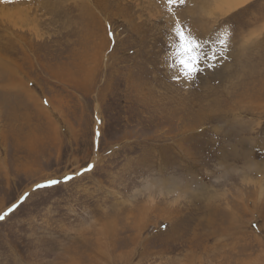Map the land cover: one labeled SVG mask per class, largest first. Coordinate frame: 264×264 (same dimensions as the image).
Segmentation results:
<instances>
[{
	"label": "rangeland",
	"instance_id": "rangeland-1",
	"mask_svg": "<svg viewBox=\"0 0 264 264\" xmlns=\"http://www.w3.org/2000/svg\"><path fill=\"white\" fill-rule=\"evenodd\" d=\"M219 2L180 85L162 0H0V264H264V0Z\"/></svg>",
	"mask_w": 264,
	"mask_h": 264
},
{
	"label": "snow or ice",
	"instance_id": "snow-or-ice-1",
	"mask_svg": "<svg viewBox=\"0 0 264 264\" xmlns=\"http://www.w3.org/2000/svg\"><path fill=\"white\" fill-rule=\"evenodd\" d=\"M247 2L248 0H244L245 4ZM186 3L187 0H162V7H165L168 16L171 18L169 26L165 30V42L169 49L168 60L171 61L168 67L175 69L173 74L168 78L180 85L191 84L198 76L205 72H211L222 67L220 61H228L232 50V35L234 34V30L228 21H224L217 29H214V34H216L214 42L219 44V52L214 54V62H210L207 67L202 66L201 57L198 52L201 38L196 35L188 22L179 18L176 14V9L185 6ZM239 7L243 8V5H239ZM112 35L109 32V36ZM93 168L94 165L89 164L77 175H83L84 172L91 171ZM72 179L73 176H65L63 182L67 183ZM60 183V180L49 179L42 183H37L33 188V192L51 189ZM29 196V193H24L19 197L17 203L12 204L5 212L0 213V221H3L8 215L12 214Z\"/></svg>",
	"mask_w": 264,
	"mask_h": 264
},
{
	"label": "bare ground",
	"instance_id": "bare-ground-1",
	"mask_svg": "<svg viewBox=\"0 0 264 264\" xmlns=\"http://www.w3.org/2000/svg\"><path fill=\"white\" fill-rule=\"evenodd\" d=\"M250 1V0H248ZM221 4V8L223 11V8L225 6V13L232 12L236 8L239 7V5H244V0H220L219 2ZM218 6V5H217ZM218 10V9H217ZM221 11V12H222ZM219 12V11H218ZM221 14V13H220ZM223 14V13H222ZM9 16V15H8ZM264 173V172H263ZM177 187V186H176ZM178 188V187H177ZM258 196L262 197L264 196V178L259 182V188H258ZM177 197V196H176ZM264 198V197H263Z\"/></svg>",
	"mask_w": 264,
	"mask_h": 264
}]
</instances>
